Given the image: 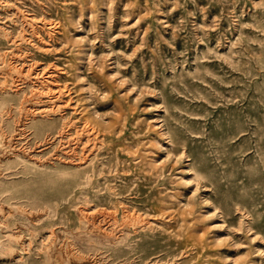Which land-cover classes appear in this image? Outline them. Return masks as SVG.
Masks as SVG:
<instances>
[{"label":"rangeland","instance_id":"1","mask_svg":"<svg viewBox=\"0 0 264 264\" xmlns=\"http://www.w3.org/2000/svg\"><path fill=\"white\" fill-rule=\"evenodd\" d=\"M0 264H264V0H0Z\"/></svg>","mask_w":264,"mask_h":264},{"label":"bare ground","instance_id":"2","mask_svg":"<svg viewBox=\"0 0 264 264\" xmlns=\"http://www.w3.org/2000/svg\"><path fill=\"white\" fill-rule=\"evenodd\" d=\"M48 77V76H47ZM48 91V90H47ZM52 92V91H51ZM55 93H57V92H55ZM46 94V93H45ZM54 96V95H53ZM50 98H51V96H50ZM49 98V99H50ZM54 105H55V103H54ZM64 105V104H63ZM66 105V104H65ZM58 106V105H57ZM53 107V106H52ZM55 108V107H54ZM52 110V109H51ZM40 112V111H39ZM42 113V112H41ZM22 135H23V133H22ZM59 136V135H58ZM65 137V136H64ZM75 142V141H74ZM76 146V145H75ZM5 149V148H4ZM80 162H82V161H80ZM72 163V162H71ZM3 208V207H2ZM3 214V213H2ZM83 215V214H82ZM85 215V214H84ZM82 217V216H81ZM83 220V219H82ZM88 227H89V230H90V232H91V234H90V236L92 235H97L98 233H100V232H98V230L97 229H95L91 224H88L87 225ZM98 232V233H97ZM106 233V232H105ZM13 234V233H12ZM99 235V234H98ZM102 235V234H101ZM15 237H17V236H15ZM94 237H96V236H94ZM102 237V236H101ZM104 239V238H103ZM102 239V240H103ZM99 241V240H98ZM100 242V241H99Z\"/></svg>","mask_w":264,"mask_h":264}]
</instances>
